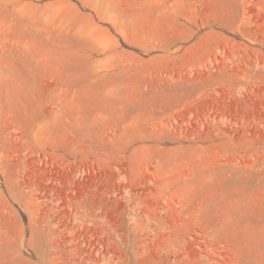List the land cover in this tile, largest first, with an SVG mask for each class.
<instances>
[{
	"label": "rangeland",
	"instance_id": "rangeland-1",
	"mask_svg": "<svg viewBox=\"0 0 264 264\" xmlns=\"http://www.w3.org/2000/svg\"><path fill=\"white\" fill-rule=\"evenodd\" d=\"M0 264H264V0H0Z\"/></svg>",
	"mask_w": 264,
	"mask_h": 264
}]
</instances>
